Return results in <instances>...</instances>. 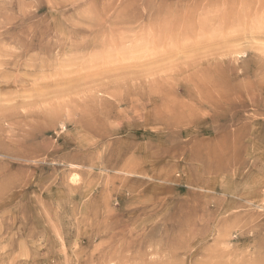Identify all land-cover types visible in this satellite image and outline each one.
Returning <instances> with one entry per match:
<instances>
[{
  "label": "rangeland",
  "instance_id": "obj_1",
  "mask_svg": "<svg viewBox=\"0 0 264 264\" xmlns=\"http://www.w3.org/2000/svg\"><path fill=\"white\" fill-rule=\"evenodd\" d=\"M0 264H264V0H0Z\"/></svg>",
  "mask_w": 264,
  "mask_h": 264
},
{
  "label": "bare ground",
  "instance_id": "obj_2",
  "mask_svg": "<svg viewBox=\"0 0 264 264\" xmlns=\"http://www.w3.org/2000/svg\"><path fill=\"white\" fill-rule=\"evenodd\" d=\"M115 31H116V30H115ZM113 34H114V33H113ZM113 37H114V35H113ZM114 38H115V37H114ZM6 116H7V115H6ZM97 234H98V232L95 233V235H97ZM13 242H14V241H13ZM109 248H110V247H109Z\"/></svg>",
  "mask_w": 264,
  "mask_h": 264
}]
</instances>
